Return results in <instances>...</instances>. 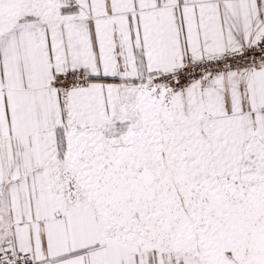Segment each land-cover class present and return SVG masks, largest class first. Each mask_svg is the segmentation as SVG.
<instances>
[{"label": "snow or ice", "instance_id": "obj_1", "mask_svg": "<svg viewBox=\"0 0 264 264\" xmlns=\"http://www.w3.org/2000/svg\"><path fill=\"white\" fill-rule=\"evenodd\" d=\"M0 264H264V0H0Z\"/></svg>", "mask_w": 264, "mask_h": 264}]
</instances>
